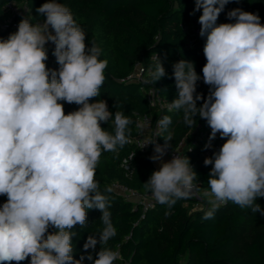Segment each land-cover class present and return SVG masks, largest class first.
Segmentation results:
<instances>
[{
    "label": "clouds",
    "instance_id": "obj_1",
    "mask_svg": "<svg viewBox=\"0 0 264 264\" xmlns=\"http://www.w3.org/2000/svg\"><path fill=\"white\" fill-rule=\"evenodd\" d=\"M229 2L195 0L192 13L202 10L198 23L199 35L206 37L202 79L208 95L197 92L201 76L194 63L181 59L172 65L177 98L167 104L168 111L183 113L189 128L196 126L194 117L206 120L211 133L205 149L217 133L225 139L203 161L212 165L203 192L210 205L204 220L229 202L264 217L256 203L264 198V24L258 14L241 8L227 12L233 22L217 24ZM36 12L43 22L24 17L16 32L0 38V196L7 197L0 205V264H20L29 257L30 264H84L85 259L115 264L122 257L107 247L117 230L104 194L112 188L102 192L95 176L102 152L123 148L134 121L123 111L113 114L105 100L89 102L101 93L108 61L100 59L102 50L94 41L86 46L87 33L72 11L48 0ZM49 42L57 69L46 65ZM166 75L158 59L144 83L154 85ZM61 101L79 107L65 114ZM110 121L112 133L101 127ZM171 123L169 116L157 122L163 145L151 139L143 145H154L153 162L163 161L172 147ZM144 186L169 209L200 191L190 159L177 154L161 163ZM90 209L101 212L104 227L88 236L87 255L75 259L73 229L85 226Z\"/></svg>",
    "mask_w": 264,
    "mask_h": 264
},
{
    "label": "trees",
    "instance_id": "obj_2",
    "mask_svg": "<svg viewBox=\"0 0 264 264\" xmlns=\"http://www.w3.org/2000/svg\"><path fill=\"white\" fill-rule=\"evenodd\" d=\"M18 1L25 3L31 12L33 22H43L45 17L37 14L36 9L48 0H0V18L4 17L7 3ZM67 6L74 19L87 33L85 43L91 47L94 41L102 50L101 60H107L105 82L98 97L89 102L105 100L113 114L123 111L134 123L129 125L131 135L136 136L135 120L137 115L149 114L154 124L163 117L169 116L172 123L168 131L173 134L169 150L175 151L185 143L182 155L190 159L197 173L199 193L208 189L207 180L212 165L205 166L204 139H199L195 131L211 133L206 120L197 117L196 126L189 128L183 122V113L168 111L167 104L177 98V89L172 65L181 59L194 63L195 71L201 76L197 82V92L205 97L209 86L203 83L202 67L206 63L203 53L205 43L190 44L189 33L183 25L190 24L202 10L195 11V0H57ZM235 8L258 14L264 24V0H231L218 17L217 24L233 22L227 19V12ZM3 37V35H2ZM48 68L57 69L55 57L52 56L54 45H47ZM163 64L167 75L154 85L145 84L148 69H154L158 59ZM143 68L137 76L136 66ZM154 90L157 97L166 105L153 108L148 95ZM61 103H64L61 101ZM202 101L197 102L199 107ZM78 105L64 103L65 114L78 109ZM101 127L110 133L114 132L112 122L102 123ZM166 135V133H165ZM158 142L164 140L157 131ZM221 146L225 139L219 133L213 140ZM135 154V155H134ZM132 155L133 173L127 175L122 162ZM147 152L129 145L118 149V152H102L97 166L95 179L100 182V189L111 187L115 181L121 182L141 193H149L144 183L156 171ZM111 200V220L117 235L108 241L107 247L121 254L115 264H264V217L252 213L250 209H241L229 202L222 205L214 218L202 219L210 207L208 198L203 196V207L190 212L192 202L188 199L178 200L169 209L159 204L143 209L141 205L122 198L113 190L104 193ZM6 196H0V205L6 202ZM256 203L264 208V198H257ZM166 213H168L166 215ZM101 212L88 210L84 227L74 226L77 233L73 237L75 259L87 255L83 245L89 235H98L104 225L100 220ZM54 231V229H49ZM100 250V245L96 251ZM92 251V250H88ZM95 258V253L93 252ZM15 264V262H12ZM30 264V257L20 262ZM84 264H91L85 259Z\"/></svg>",
    "mask_w": 264,
    "mask_h": 264
},
{
    "label": "built area",
    "instance_id": "obj_3",
    "mask_svg": "<svg viewBox=\"0 0 264 264\" xmlns=\"http://www.w3.org/2000/svg\"><path fill=\"white\" fill-rule=\"evenodd\" d=\"M201 14L202 13L195 16L190 24L183 25L186 31L189 33L188 41L190 44H201L206 42V37H201L199 35L201 25L198 23V19ZM30 15H31L30 9L25 3H20L18 1H12L7 3L4 7V17L0 18V38L6 39L9 36V34L16 32L18 29V24L21 21V19H23L24 17L29 18ZM136 73L137 76L143 73V68L139 64H137L136 66ZM148 99L153 108L158 107L162 109L166 105V102L163 99L157 97L154 90L150 91L148 95ZM137 124L140 125L139 128L137 127ZM135 127L137 130V134L136 136L129 138L128 144L132 145L137 149H140L142 152H147L149 153L150 156H152L154 154V145L150 144L144 148L143 145L148 139H151L153 141L156 140V143H159L157 138V131H158L157 124H154L153 118L149 114L137 115L135 120ZM195 134L198 135L197 137L199 139H204L205 141L203 147L205 157H212L214 152L219 151L221 145L219 143L213 142V140L211 141V147L205 149V144L209 143L208 134L206 132L198 131ZM184 145L185 143H181L179 148L175 151H171L168 149L166 152V156L169 157L170 160L173 158L175 154L183 157L182 149ZM122 165L124 169L127 171V175H131L133 173L132 155H129L128 157L124 158ZM112 190L116 194L132 202L133 204L141 205L143 209L151 207L155 203V200L150 192L141 193L137 190L130 188L126 184L118 181L112 183ZM202 194L199 192H195L188 200H190L192 203L195 204H202L203 206L204 195L202 196Z\"/></svg>",
    "mask_w": 264,
    "mask_h": 264
},
{
    "label": "rangeland",
    "instance_id": "obj_4",
    "mask_svg": "<svg viewBox=\"0 0 264 264\" xmlns=\"http://www.w3.org/2000/svg\"><path fill=\"white\" fill-rule=\"evenodd\" d=\"M50 43V42H49ZM48 43V44H49ZM47 44V45H48ZM47 45H46V47H47ZM201 130V127L199 128V129H197L196 131H195V133H197L198 131H200ZM201 207H203L202 206V204H195V203H192V205L189 207V210H190V212H193V211H195V210H197V209H199V208H201Z\"/></svg>",
    "mask_w": 264,
    "mask_h": 264
},
{
    "label": "crops",
    "instance_id": "obj_5",
    "mask_svg": "<svg viewBox=\"0 0 264 264\" xmlns=\"http://www.w3.org/2000/svg\"><path fill=\"white\" fill-rule=\"evenodd\" d=\"M168 161H170V159H169V157H167L166 155L163 157V161H161V162H153V165H154V167H155V169L156 170H159V168L161 167V163H163V162H168Z\"/></svg>",
    "mask_w": 264,
    "mask_h": 264
}]
</instances>
